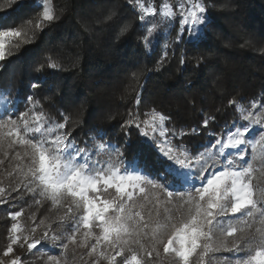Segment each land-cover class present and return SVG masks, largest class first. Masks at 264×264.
I'll use <instances>...</instances> for the list:
<instances>
[{
  "label": "trees",
  "instance_id": "trees-1",
  "mask_svg": "<svg viewBox=\"0 0 264 264\" xmlns=\"http://www.w3.org/2000/svg\"><path fill=\"white\" fill-rule=\"evenodd\" d=\"M176 1L167 0L172 7ZM164 2L141 0L157 12ZM201 3L206 25L195 43L179 40L175 28L164 38L165 22L158 24L146 44L148 22L160 19L155 15L141 21L136 0H50L55 18L44 29L37 27L41 16L37 0H0V30L21 28L30 40L20 42L18 48L16 40L9 42L12 55L0 61V91L10 93L14 117L26 110L29 116L42 112L57 123L66 117L62 131L71 132L69 139L77 146H86L90 152L101 142L120 147L128 162L135 159L147 175L160 179L171 161L155 142L156 133L148 129L145 137L134 125L125 127L129 119H150L146 114L153 111L164 114L169 119L162 128L170 147L196 156L218 136L245 124L230 100L245 110H251L253 102L264 105V0ZM125 25L127 30L121 33ZM50 63L57 66L49 67ZM33 83L38 87L33 88ZM29 96L39 103H28ZM9 141L0 146V187L5 189L0 196V255L10 243L11 224L23 229L19 235L35 239L49 226L50 235L66 234L77 215L74 209L66 215L67 204L54 206L27 191L29 178L19 191L12 190L22 179L16 166L25 165L27 158L18 160L15 153L23 156L24 149L19 144L9 147ZM96 158L107 160L104 155ZM255 177L254 185L264 190V176L256 172ZM163 182L172 188L170 178ZM19 211L23 214L17 221L11 220L9 213ZM14 253L28 264L26 244L23 248L17 244Z\"/></svg>",
  "mask_w": 264,
  "mask_h": 264
},
{
  "label": "snow or ice",
  "instance_id": "snow-or-ice-1",
  "mask_svg": "<svg viewBox=\"0 0 264 264\" xmlns=\"http://www.w3.org/2000/svg\"><path fill=\"white\" fill-rule=\"evenodd\" d=\"M136 3L141 21H145L146 16L156 15L155 9L146 8L141 0H136ZM188 3L191 7L181 12L182 28L188 25L189 36L195 43L199 39L197 28L203 23L198 13H203L205 8L193 0H188ZM49 4L50 0H44L42 19L45 21L55 18ZM180 8L184 9L183 3ZM112 15L107 19L111 20ZM174 19L171 6L165 0L160 20L148 22L145 43H150L160 22L170 23ZM127 27L125 25L121 33ZM12 40L17 41V48L20 42H30L27 32L21 28L0 30V61L12 55L9 47ZM56 66L49 64V67ZM32 87L36 88L38 84L33 83ZM28 103L35 105L39 102L29 96ZM139 103L137 96L136 104ZM0 105L4 108L0 113V129L4 130L0 133V146L11 137L9 147L18 143L24 149L23 156L19 151L15 153L16 158H27L25 165L16 166L22 179L12 190L19 191L20 184L30 177L27 191L49 199L54 206L68 200L66 215L73 209L79 213L72 217L74 223L69 231L60 235L55 232L50 235L49 226L40 237L31 239L30 235L18 234L23 231L18 223L11 224L10 243L3 251L4 257L14 251L13 245L19 244L23 248L26 244L27 251L32 252L42 240L47 239L62 250L60 255L47 256L49 264H69L67 253L70 245L89 247V257L98 254L92 264H100L101 260L106 264H164L168 260L172 264H212L218 259L215 254L221 251L233 254L231 258H225L230 259L231 264H264V190L253 183L256 172L264 176V131L259 132L258 138L249 136L253 125L264 129V110L254 113L230 100L229 105H236L241 119L249 123L218 136L208 150L196 156L171 147L162 149V155L173 164L164 167L160 179H157L138 167L135 159L128 162L120 147L101 142L90 152L86 146H77L69 139L71 132L62 131L67 123L66 117L64 122L57 123L46 119L42 112L29 116L28 110L20 112L18 118L14 117L10 93L4 91H0ZM256 107L253 102L252 109ZM146 115L150 119H129L125 127L134 125L145 137L149 135L148 129L154 132L161 127L162 132L165 131L162 126L168 117L155 111ZM208 123L209 120L205 119L203 126L207 127ZM249 148L250 158L245 160ZM100 155L106 156L107 160L97 159ZM255 161L260 162L258 167L254 166ZM169 178L172 188L163 182ZM145 186L166 192L163 212L158 210V199L151 203L142 196L145 202L139 204L134 200L137 192H146ZM108 189H114V194L102 198ZM4 193L5 189L0 187V196ZM148 204L151 206L145 212ZM169 204L174 207H169ZM22 214L19 211L9 213V216L17 221ZM36 227L31 228V233L36 232ZM81 229L85 231L78 242L77 235ZM89 240L95 243L89 245ZM98 249L101 250L97 252ZM109 250L115 254H110ZM117 257L122 260L118 261ZM0 264H4L3 260ZM9 264L23 262L20 257H15Z\"/></svg>",
  "mask_w": 264,
  "mask_h": 264
},
{
  "label": "rangeland",
  "instance_id": "rangeland-1",
  "mask_svg": "<svg viewBox=\"0 0 264 264\" xmlns=\"http://www.w3.org/2000/svg\"><path fill=\"white\" fill-rule=\"evenodd\" d=\"M43 2H44V0H37V4H38V6L41 9V16H40V21H39V25H40L39 28L40 29H44L46 27L47 23L49 22V21H45V20L42 19ZM193 2L201 3V0H193ZM181 3L184 4V9L183 10L180 8ZM175 5L177 7H175ZM49 7L51 8V4H49ZM145 7L147 8V6H145ZM148 7H152V6L149 5ZM174 7L171 6V10L173 11L175 19L172 22H170V23L166 22L168 27H167V29L164 32V38L168 37V34L170 33V30L175 28L176 29V36H177V38L179 40L184 39L186 42L187 41H192V39L189 36L188 25H183V28H182V19L183 18L181 16V12L182 11H186L188 8L191 7V5L188 3V0H177L175 2V4H174ZM139 12H140V9H139ZM155 12H156V15H158V18L160 19L161 9L158 12L157 11H155ZM198 15H200L203 18V23L198 26L197 32H196V36L199 37L201 35V33L203 32V30L205 29L206 13L204 11L203 13H198ZM146 17H152V15H149V16H146ZM164 23L165 22H160L159 24L160 25H164ZM229 30H232V28L229 29ZM232 32L233 31H231L230 33H232ZM236 36H238V35L236 34ZM261 39L264 40V37H262ZM224 43H226V41H224ZM227 43H229L230 45H233V40L227 39ZM162 46L164 48L165 47V43ZM234 48L235 47L231 48V50L234 49ZM229 59L231 60V58H229ZM236 59H239V58H236ZM212 77H214V76H212ZM256 105H257V107L255 109H252V107H251V111H253L254 113H260L262 110H264V105H259L258 103H256ZM3 111H4V108H3L2 105H0V113H3ZM242 121H244L245 124L249 123V121H245V120H242ZM245 124H243V125H245ZM236 126H239V125L237 124ZM234 128L232 129V131L234 130ZM3 131H4L3 129H0L1 133ZM260 131H264V129H262L260 127V125H253L252 131L249 133V136L258 138V134H259ZM154 133H156L155 134V138H158L155 142L161 144V148L160 149H163V148L167 149L168 147H170L169 142L165 139L166 131L162 132L161 127H157L156 131H154ZM8 139L11 140L13 138L10 137ZM162 145H163V147H162ZM208 148H209V146L205 150L201 151L200 153L205 152L206 150H208ZM248 153L249 154L245 156V160H248L250 158V153H251V149L250 148L248 150ZM173 154L176 155L177 153L174 152ZM255 163H256V161L254 162V166L257 167V165H255ZM171 164H173L172 161H171ZM29 180H30V177H29ZM194 182L195 183H199V181H194ZM145 187H146V192L144 194H141V193L137 192L134 195V200H136L137 203L139 204V203H144L145 202L142 199V196H146L151 203H156V201L158 199V201H159V209L160 210H164L165 204L167 202V194H166V192H165L166 197L165 198H161L160 197L161 193L159 191H162V190H160V189H152L151 186H145ZM114 192H115L114 189H108V191L106 193H103L102 198H104L105 196H108L110 194H114ZM176 199L178 200L179 198L177 197ZM62 204L69 205V201L68 200L61 201L60 204H58V205H62ZM144 211H146V208H145ZM75 212H76L77 215H79V213L76 210H75ZM83 231H85V230L81 229V232L77 235L78 242L83 238L82 237ZM94 231L98 232L99 230L95 229ZM43 243L44 244L37 245L36 249H33L32 252L28 253V255H27V263L28 264H49V262L47 261V256L48 255H60L61 254L62 250L59 247H54L50 240L46 239V241L43 242ZM88 243L90 245L92 243H95V241L94 240H89ZM15 246L16 245H13V249H14ZM89 250H90L89 247L78 248V247L70 245L69 251L67 253V256H68V259H69V264H92V261L94 259L98 258V254H93V256L89 257L87 255ZM100 250L101 249H98L97 252H99ZM109 253L112 254V255L115 254L111 250H109ZM126 255H129V254L126 253ZM232 255L233 254L231 252H225V251H221L219 253H216L215 256L218 257V259L213 260L212 264H231V260L230 259L226 260L225 258H231ZM241 255H243V253H241ZM15 257H16V255H15L14 251L12 253H10L8 257H4L3 253H2L0 255V260H3L4 264H9V261L11 259L15 258ZM117 260L120 261V260H122V258L121 257H117ZM164 263L165 264H172V261L168 260V261H164ZM100 264H106V261L101 260Z\"/></svg>",
  "mask_w": 264,
  "mask_h": 264
}]
</instances>
